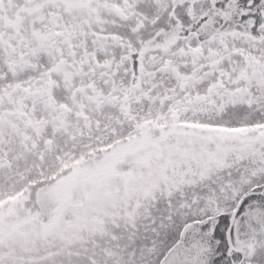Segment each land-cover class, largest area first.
I'll return each mask as SVG.
<instances>
[{
    "label": "snow or ice",
    "instance_id": "1",
    "mask_svg": "<svg viewBox=\"0 0 264 264\" xmlns=\"http://www.w3.org/2000/svg\"><path fill=\"white\" fill-rule=\"evenodd\" d=\"M0 264H264V0H0Z\"/></svg>",
    "mask_w": 264,
    "mask_h": 264
}]
</instances>
